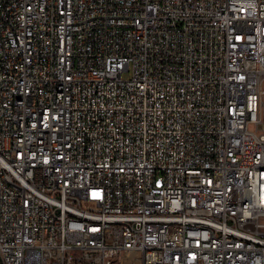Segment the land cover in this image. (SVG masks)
<instances>
[{
    "label": "built area",
    "instance_id": "1",
    "mask_svg": "<svg viewBox=\"0 0 264 264\" xmlns=\"http://www.w3.org/2000/svg\"><path fill=\"white\" fill-rule=\"evenodd\" d=\"M260 126L264 0H0V264H264Z\"/></svg>",
    "mask_w": 264,
    "mask_h": 264
},
{
    "label": "bare ground",
    "instance_id": "2",
    "mask_svg": "<svg viewBox=\"0 0 264 264\" xmlns=\"http://www.w3.org/2000/svg\"><path fill=\"white\" fill-rule=\"evenodd\" d=\"M261 129H264V126H260Z\"/></svg>",
    "mask_w": 264,
    "mask_h": 264
},
{
    "label": "rangeland",
    "instance_id": "3",
    "mask_svg": "<svg viewBox=\"0 0 264 264\" xmlns=\"http://www.w3.org/2000/svg\"><path fill=\"white\" fill-rule=\"evenodd\" d=\"M126 77H129V76H126Z\"/></svg>",
    "mask_w": 264,
    "mask_h": 264
}]
</instances>
